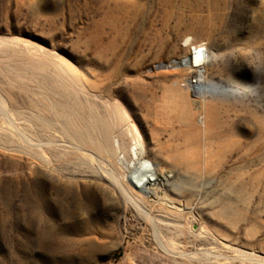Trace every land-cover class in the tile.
Listing matches in <instances>:
<instances>
[{
	"label": "rangeland",
	"instance_id": "obj_1",
	"mask_svg": "<svg viewBox=\"0 0 264 264\" xmlns=\"http://www.w3.org/2000/svg\"><path fill=\"white\" fill-rule=\"evenodd\" d=\"M0 100V264H264V0H0Z\"/></svg>",
	"mask_w": 264,
	"mask_h": 264
},
{
	"label": "bare ground",
	"instance_id": "obj_2",
	"mask_svg": "<svg viewBox=\"0 0 264 264\" xmlns=\"http://www.w3.org/2000/svg\"><path fill=\"white\" fill-rule=\"evenodd\" d=\"M193 49H195L196 51L194 52V58L192 56V52L190 53V59L192 61L191 66L194 67L191 72L194 74V76L197 77V79L196 77H189L185 80V83H183V85L189 83L191 87L195 86L196 88H199L198 93L200 94V97H204L206 94H209L208 92L210 90V86H208L209 83L206 80V70L204 68L202 69L201 67L202 65H205L207 59L205 54V46L198 44L197 46H194ZM130 151L132 154V164H134L135 166L131 171V174L126 177V181L124 182L123 178L117 175V173H115L112 168H110L108 175L110 174L111 178L114 180V183L121 197H123L128 202L134 203L135 205L136 201L133 199L134 197H132L131 194L132 188L147 192L148 185H150L154 189L166 186L174 181L175 175L172 172L163 171L154 167L150 161L144 158L145 150H142V148L138 147L137 144L131 147ZM104 172L107 173L108 171ZM146 215L148 218H151L153 221H155L151 214L147 213Z\"/></svg>",
	"mask_w": 264,
	"mask_h": 264
},
{
	"label": "built area",
	"instance_id": "obj_3",
	"mask_svg": "<svg viewBox=\"0 0 264 264\" xmlns=\"http://www.w3.org/2000/svg\"><path fill=\"white\" fill-rule=\"evenodd\" d=\"M195 51H196L195 49H193V51H192L193 58L195 57V54H194Z\"/></svg>",
	"mask_w": 264,
	"mask_h": 264
}]
</instances>
